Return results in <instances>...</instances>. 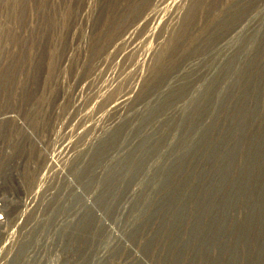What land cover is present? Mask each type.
Masks as SVG:
<instances>
[{
    "label": "rangeland",
    "instance_id": "1",
    "mask_svg": "<svg viewBox=\"0 0 264 264\" xmlns=\"http://www.w3.org/2000/svg\"><path fill=\"white\" fill-rule=\"evenodd\" d=\"M10 264H264V0H0Z\"/></svg>",
    "mask_w": 264,
    "mask_h": 264
},
{
    "label": "built area",
    "instance_id": "2",
    "mask_svg": "<svg viewBox=\"0 0 264 264\" xmlns=\"http://www.w3.org/2000/svg\"><path fill=\"white\" fill-rule=\"evenodd\" d=\"M13 191L0 194V264H10L16 252V225L13 221Z\"/></svg>",
    "mask_w": 264,
    "mask_h": 264
}]
</instances>
